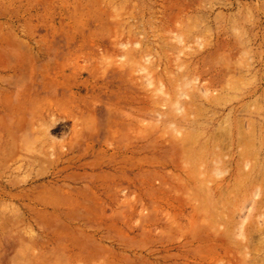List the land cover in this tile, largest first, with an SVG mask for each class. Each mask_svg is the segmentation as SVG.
Returning a JSON list of instances; mask_svg holds the SVG:
<instances>
[{"label":"rangeland","instance_id":"obj_1","mask_svg":"<svg viewBox=\"0 0 264 264\" xmlns=\"http://www.w3.org/2000/svg\"><path fill=\"white\" fill-rule=\"evenodd\" d=\"M0 264H264V0H0Z\"/></svg>","mask_w":264,"mask_h":264}]
</instances>
